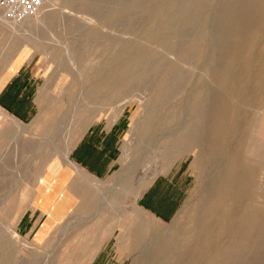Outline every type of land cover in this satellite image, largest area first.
Returning a JSON list of instances; mask_svg holds the SVG:
<instances>
[{"label":"rangeland","instance_id":"374dc122","mask_svg":"<svg viewBox=\"0 0 264 264\" xmlns=\"http://www.w3.org/2000/svg\"><path fill=\"white\" fill-rule=\"evenodd\" d=\"M99 1L107 5L96 13L98 6L102 8ZM99 1L43 0L38 12L23 22L0 21V67L3 52L16 49L9 65L0 68V84L21 64L39 75L37 116L31 123H17L26 134L10 131L7 117L0 113V264H87L113 231L126 264H155L159 259V264H174L192 248L193 264H219L247 217L257 209L264 211V147L248 153L258 136L256 127L264 122V19L244 58L222 62L219 40L226 30L220 20L229 0ZM233 1L237 18L232 30L238 31L241 0ZM221 66L224 86L217 92L215 77ZM168 77L162 109L152 116L150 101ZM225 107L230 108V129L222 131L217 122ZM122 111L127 117L122 149L120 145L116 168L107 177L96 179L69 165L67 192L68 183L60 179L51 181L48 193L46 187L39 189L37 176L45 153L62 155L66 142L73 144L89 124ZM193 124L202 127L201 145L173 153L181 142L186 148L183 140ZM179 166L185 198L172 220L161 222L130 207L155 175ZM224 177L231 181L219 186L217 181ZM249 178L245 194L241 183ZM98 182V191L87 186ZM74 190L80 197L82 191H89V196L116 195V212L98 209L97 202H92L93 208L90 202L85 207L80 203L59 221L54 203L62 204L64 194ZM243 193L245 209H238L236 201ZM37 197L48 217L34 238L24 237L16 230L17 221ZM159 229H165L167 238H159ZM206 233L211 237L208 245L202 244ZM167 240L174 242L168 251L161 248ZM263 242V234L250 236L247 264H264Z\"/></svg>","mask_w":264,"mask_h":264},{"label":"crops","instance_id":"0c3cea01","mask_svg":"<svg viewBox=\"0 0 264 264\" xmlns=\"http://www.w3.org/2000/svg\"><path fill=\"white\" fill-rule=\"evenodd\" d=\"M38 88V73L29 65L21 64L0 84V113L7 117V121L12 120L16 124L31 123L37 116ZM0 120L3 122L1 118ZM126 126L127 117L124 111L116 117L92 122L73 142L68 155L70 160L93 178L107 177L116 168L121 137ZM185 186V177L180 166L172 168L155 175L130 207L138 208L161 222H168L176 216L184 201ZM63 197L62 204H57V201L54 203L55 209L58 208L60 211L59 221L77 209L81 201L90 202L89 208H93L92 202H97L98 209L116 212V195L113 194L101 193L81 198L78 194L68 191ZM42 207V204L37 202L33 207L28 206L23 211L16 225L19 234L28 238L35 237L48 217ZM114 235L115 231L104 236L87 264H126L117 252Z\"/></svg>","mask_w":264,"mask_h":264},{"label":"bare ground","instance_id":"6f19581e","mask_svg":"<svg viewBox=\"0 0 264 264\" xmlns=\"http://www.w3.org/2000/svg\"><path fill=\"white\" fill-rule=\"evenodd\" d=\"M74 1V0H71V2ZM99 1V0H98ZM174 1V0H173ZM101 4L102 2L99 1ZM188 2V1H187ZM191 2V0H190ZM90 3V2H89ZM99 3V4H100ZM164 3V2H163ZM170 3V2H168ZM100 4V5H101ZM141 4V3H140ZM139 4V5H140ZM195 4V3H194ZM200 4V3H199ZM241 4V7H242V10H241V14L239 16V19L236 20L237 23H239V26H238V31L236 30H232L234 25H235V18H237L236 16V9H237V3L233 0H229L227 2V4L225 5V8H224V13H223V16L221 17V20H220V23L223 27V30H226V33L225 35L221 36L220 37V40H219V51H220V55H221V59H222V62H224L225 59H227L228 61V58H234L235 56H240L244 58V56L246 55V52L251 44V41L257 36L258 32H259V27H260V24L263 22V19H264V0H241L240 2ZM105 5L107 4H102V8H100L98 6V10L95 11L96 13H101L102 10H104L105 8ZM167 5V4H166ZM173 5V4H172ZM176 6V4H174ZM173 5V6H174ZM182 5V4H181ZM202 5V4H200ZM89 6V5H88ZM93 6V5H92ZM154 6V5H153ZM159 6V5H158ZM170 6V5H169ZM198 5H196L195 7H197ZM91 7V5H90ZM121 7V6H120ZM139 7V6H138ZM183 7V6H182ZM199 7V6H198ZM197 7V8H198ZM240 7V6H239ZM238 7V9H239ZM95 8V7H94ZM149 8V7H148ZM153 8V7H152ZM164 8H166V6H164ZM211 8V7H210ZM209 8V9H210ZM214 8V7H213ZM96 10V9H95ZM107 10V9H106ZM197 11V10H196ZM1 13V12H0ZM165 13V12H164ZM190 13V12H189ZM188 13V14H189ZM2 14V13H1ZM173 14V13H172ZM177 14V13H176ZM239 14V12H238ZM237 14V15H238ZM132 15V14H131ZM190 15V14H189ZM201 15V14H200ZM133 16V15H132ZM174 16V15H173ZM191 16V15H190ZM205 16V15H204ZM207 16V15H206ZM236 16V17H235ZM182 17V16H181ZM184 17V15H183ZM188 17V16H186ZM173 18V17H172ZM209 18V17H208ZM28 19V18H27ZM25 19V20H27ZM124 19V18H123ZM191 19V18H190ZM202 19H203V16H202ZM23 20V21H25ZM179 20V19H178ZM186 20V19H185ZM195 20V19H194ZM0 21H4L5 23L7 22V24H10L12 23L13 25H16L17 22H10V21H7L5 18L4 19H0ZM22 21V22H23ZM135 21V20H134ZM181 21V20H180ZM187 21V20H186ZM183 22V21H182ZM115 23V22H114ZM156 23V22H155ZM187 23V22H186ZM196 23V22H195ZM18 24H21V23H18ZM123 24V21L122 23ZM181 24V23H180ZM188 24V23H187ZM189 24H190V20H189ZM79 26V25H78ZM131 26V25H130ZM190 26V25H189ZM220 26V25H219ZM263 26V24H262ZM195 27V26H194ZM221 27V28H222ZM237 27V26H236ZM73 28V27H72ZM86 27H84L85 29ZM134 28V27H133ZM173 28V26H172ZM195 30V28H194ZM193 30V31H194ZM205 30V29H204ZM159 31V30H158ZM167 31V30H166ZM169 31V30H168ZM187 31V30H186ZM201 32V30H199ZM157 32V31H156ZM264 32V30H263ZM203 33V32H202ZM182 34V33H181ZM189 34V33H188ZM211 34V33H210ZM184 35V34H183ZM186 35V34H185ZM193 35V34H192ZM262 36V35H260ZM191 37V36H189ZM263 37V36H262ZM230 39H235L238 41L237 45L233 42L230 41ZM210 40V39H209ZM19 43H16V45H18ZM213 44V43H212ZM208 45V43H207ZM254 45V43L252 44V46ZM14 46V45H13ZM193 47V50L196 49V44H193L192 45ZM206 46V45H205ZM255 46V45H254ZM189 48V47H188ZM191 48V47H190ZM191 48V49H192ZM209 48V47H208ZM254 48V47H253ZM19 49V48H18ZM217 49V48H216ZM252 49V47H251ZM147 50V49H146ZM256 50V48H255ZM16 49L12 48L9 49L8 52H3V56H5V60H3V65L7 64L9 59H10V56L14 55ZM182 51V50H181ZM23 52V51H22ZM261 52V51H260ZM193 53V51H192ZM254 53V52H253ZM262 53V52H261ZM5 54V55H4ZM147 54V53H146ZM180 54V52H179ZM256 54V53H254ZM264 54V53H263ZM140 56V55H139ZM260 56V55H259ZM151 57V56H150ZM255 58V57H254ZM145 60V59H144ZM230 60V59H229ZM249 60V58H248ZM253 60V59H252ZM131 61V59L129 60ZM157 62V60H155ZM154 61V62H155ZM186 62V61H185ZM232 62V60L230 61ZM250 62V61H249ZM169 63V62H168ZM124 64L126 65V63L124 62ZM124 64H122L124 66ZM129 64V63H128ZM231 64V63H230ZM236 64V63H235ZM250 64V63H248ZM258 64V62H257ZM3 65L0 67L2 68ZM9 65V64H7ZM234 65V64H233ZM230 66V65H229ZM9 67V66H8ZM120 67V66H119ZM133 67V66H132ZM249 66L247 65V69ZM176 69V67H174ZM121 69V67H120ZM131 69V68H130ZM178 69V68H177ZM233 70V69H232ZM129 71V70H127ZM146 72V71H145ZM263 74V73H262ZM245 75V74H244ZM131 76V75H130ZM231 76V74H230ZM247 76V75H246ZM106 77V76H105ZM108 77V76H107ZM145 77V75H144ZM170 77V76H169ZM167 78V84L163 83L162 86L158 89V91H156L150 101V106H151V115L152 116H157L159 114V111H161L162 109V99L163 98V95H164V89L168 88V83L170 81V78ZM227 77V76H226ZM100 78H104L103 77H100ZM99 78V79H100ZM110 78V77H109ZM175 78V77H174ZM112 79V78H111ZM125 79V78H123ZM150 78H148L149 80ZM173 79V78H172ZM244 79V78H243ZM102 80V79H101ZM169 80V81H168ZM230 80V79H229ZM112 81V80H111ZM245 81V80H244ZM100 82V81H99ZM106 82V81H105ZM98 83V82H97ZM143 83V82H142ZM171 83V82H170ZM213 83V82H212ZM227 83V82H226ZM226 83H225V86H226ZM242 83V82H241ZM240 83V84H241ZM111 84V83H110ZM136 84V83H134ZM109 85V84H108ZM215 86L217 87V92L219 91V88H222L224 86V74H223V66H221L220 68H218V71H217V75L215 77ZM250 86V85H248ZM109 87V86H108ZM242 87V86H241ZM240 87V88H241ZM153 88V86H152ZM226 88V87H225ZM240 90V89H239ZM149 92V91H148ZM254 93V92H253ZM109 96V95H108ZM255 98V97H254ZM201 99V98H200ZM237 99V98H236ZM257 99V98H256ZM200 101V100H199ZM205 102V101H203ZM232 102V101H231ZM70 103V102H69ZM198 103V102H197ZM186 104V103H185ZM206 105V103H203ZM220 104V103H219ZM215 105V104H214ZM213 105V106H214ZM195 106V105H194ZM199 106V105H198ZM209 106V105H208ZM242 106V105H241ZM205 107V106H204ZM203 107V108H204ZM216 108V107H215ZM220 108V107H219ZM74 109V108H73ZM149 110V111H150ZM208 110V109H207ZM216 110V109H215ZM234 110V109H233ZM190 111V110H189ZM218 111V110H217ZM235 111V110H234ZM260 111V110H259ZM258 111V112H259ZM215 113V111H214ZM213 113V115H214ZM257 113V112H256ZM236 114V113H235ZM197 115V114H196ZM216 115V114H215ZM232 115V114H231ZM205 116V115H204ZM230 116V108L228 107H225L222 109L221 113L219 114V120L217 122V128H219L220 130L222 131H227L229 127V124H230V121H229V117ZM186 117V116H185ZM217 117V116H216ZM70 118V117H69ZM233 119H235L233 117ZM264 119V118H263ZM37 120H41V118H38ZM253 120V119H252ZM52 123L51 120H48L47 121V124L50 125ZM215 122H213L212 124H214ZM236 123V122H235ZM211 125V124H210ZM249 125V124H248ZM6 126L10 129V131L12 132H15V133H18V134H26L27 133V129L17 125L16 123L12 122V121H7V124ZM52 128V126H50ZM213 127V125H212ZM247 127V126H246ZM201 126L200 125H195L193 124L192 128H191V131H190V134L188 137H185V139L183 140L184 142L186 141L187 143V146L186 148L183 147V142H181L179 145H176L174 146V152L173 153H181V152H184V151H187L188 148H191L193 149L194 147H197L199 146V141L202 139L201 137ZM204 128V127H203ZM210 129V126L208 127ZM258 136L257 138H255V143L254 145L252 146V148L249 150V154L250 155H254L257 151H259L260 149H262L264 146H263V140H264V122L261 121L258 125ZM203 130V129H202ZM257 130V129H255ZM232 131V129H231ZM239 131V130H238ZM214 132V131H213ZM234 132V130H233ZM252 132V131H251ZM203 133V132H202ZM212 133V132H211ZM208 134V133H206ZM246 135V134H245ZM244 135V136H245ZM209 136V135H208ZM213 136V135H212ZM211 136V137H212ZM224 136V135H223ZM253 136V135H252ZM229 137V136H228ZM227 137V138H228ZM233 137V136H232ZM210 138V137H209ZM208 138V139H209ZM223 138V137H222ZM225 138V137H224ZM226 138V140H228ZM211 139V138H210ZM209 139V140H210ZM248 139V138H246ZM225 141V140H224ZM229 141V140H228ZM227 141V142H228ZM233 141V140H232ZM204 142V141H202ZM211 142V141H210ZM230 142V141H229ZM247 142V140H246ZM221 143V141H220ZM71 144L70 142H66V147L64 148V151H63V154L60 155V154H56L55 156H52L51 154L49 155L48 153H45V155L42 157V161H41V169L39 174H38V183H39V189L41 187H48V185L51 184V181L53 180H56L58 181L59 179L60 180H65L66 183H68V185L66 187H64V190L65 192H67V190H69V186H70V177H69V165H75L69 158V152H70V149H71ZM176 144V143H175ZM231 144V143H230ZM239 144V143H238ZM245 144V143H244ZM201 145V144H200ZM211 145V144H210ZM214 145V144H213ZM225 145V144H224ZM228 145V144H227ZM250 145V144H249ZM207 146V145H206ZM222 147V146H221ZM243 147V146H242ZM200 149V148H199ZM213 149V147H212ZM239 149H241L239 147ZM207 150V149H206ZM264 149H262L263 151ZM191 152V151H190ZM207 152V151H206ZM223 152V151H222ZM197 156H198V153H196ZM221 154V153H220ZM219 154V155H220ZM260 155V154H259ZM227 157V156H226ZM202 158V157H201ZM257 159V158H256ZM204 160V159H203ZM222 160V159H221ZM242 160V159H241ZM219 162V161H218ZM217 162V163H218ZM40 163V162H39ZM252 163V162H251ZM232 164V163H231ZM214 165V164H213ZM251 165V164H250ZM38 167H40L38 165ZM213 168V167H212ZM230 168V167H229ZM39 169V168H38ZM218 169V168H217ZM231 170V169H230ZM235 173V172H234ZM123 176V175H122ZM221 176V175H220ZM118 178H121V174L118 176ZM231 181V178L230 179H227V178H221L220 180L217 181V184L219 186H223L225 184L228 183V181ZM120 181V180H119ZM89 183V182H88ZM118 183V181H117ZM260 183V182H259ZM241 187L244 189V193L246 194L247 190L250 188V185H251V180L250 178L245 180V182H242L241 183ZM100 182L98 183H95L93 184V187L90 186V184H87L88 187L92 188V189H95L96 191L100 190ZM261 185V183H260ZM259 185V186H260ZM46 189H45V192H46ZM228 190V189H226ZM230 190V189H229ZM258 190H260L258 188ZM88 191V190H87ZM237 191V190H236ZM74 193H76V191H72ZM47 193H48V189H47ZM244 193L241 195V197L236 201V205H237V208L238 209H245L244 208ZM39 194V193H38ZM91 193L88 191L87 193H81V198H87V196H89ZM230 195V194H228ZM235 195V193H234ZM219 197V196H218ZM217 197V198H218ZM258 197V196H257ZM225 198V197H224ZM236 198V197H235ZM261 198V197H260ZM37 200H38V197L36 198V200L34 202H32L30 205L34 206L36 203H37ZM249 202V201H248ZM86 204H88L87 201H81V206L85 207ZM230 204V203H229ZM89 207V206H88ZM226 209V208H225ZM230 210V208H229ZM228 210V211H229ZM212 211H213V208H212ZM223 211V210H222ZM246 211V210H244ZM209 212V211H208ZM212 213V212H211ZM228 213V212H227ZM225 213V214H227ZM243 214V213H241ZM246 214V213H244ZM242 216V215H241ZM94 218V217H93ZM93 220V219H92ZM219 222V221H218ZM218 226V225H217ZM165 229H159V238L160 236L164 238H167V234L168 233H165L164 231ZM206 231L208 232L209 231V226L207 225V228H206ZM169 232V231H168ZM208 234V233H206ZM264 235V211L262 209H257L255 210L254 212H252L250 215H249V219L247 217V220L243 226V228L241 229L238 237H237V240L232 242L231 246L229 247V249L223 254V257H222V261L219 263V264H247V257H246V254L251 250V246L252 245H249V238L251 235H256L257 237H260L261 235ZM229 235V234H228ZM199 236V235H198ZM218 236H219V233H218ZM192 238V237H191ZM216 238V237H215ZM219 238V237H218ZM197 239V238H196ZM186 240V239H185ZM193 240V239H192ZM258 238L256 239V241L258 242ZM218 241V240H217ZM254 241V240H253ZM211 242V237L208 235H204L203 237V243L202 244H205V245H208L210 244ZM227 242V241H226ZM225 242V243H226ZM186 243V242H184ZM254 243V242H253ZM259 243V242H258ZM264 243V242H263ZM174 242L173 240H167V242H165L161 248H165L167 251L168 249H172V246H173ZM191 244V243H190ZM222 244V243H221ZM220 244V245H221ZM224 244V243H223ZM261 244V243H260ZM217 245V244H216ZM179 246V245H178ZM183 246V245H182ZM180 247V246H179ZM222 247V246H221ZM176 248V247H175ZM180 249V248H179ZM221 249V248H220ZM176 251V250H175ZM170 252V251H169ZM151 254V253H150ZM156 254V252H155ZM154 254V255H155ZM163 254V253H162ZM165 254V253H164ZM163 254V256H164ZM195 254H196V250L195 248H192L186 255H182L180 257L177 258L176 260V263L174 264H193V259L195 257ZM217 254V253H216ZM168 255V254H167ZM161 256V255H160ZM171 257V256H170ZM162 258V257H161ZM165 258H166V255H165ZM172 258V257H171ZM218 258V257H217ZM169 259V258H168ZM167 260V259H166ZM214 260V259H213ZM159 261L160 259L156 262L159 264ZM169 261V260H167ZM170 262V261H169ZM155 263V264H156ZM162 262H160L161 264ZM64 264V263H63ZM164 264V263H163ZM173 264V263H172ZM218 264V263H217Z\"/></svg>","mask_w":264,"mask_h":264},{"label":"built area","instance_id":"2783aa9c","mask_svg":"<svg viewBox=\"0 0 264 264\" xmlns=\"http://www.w3.org/2000/svg\"><path fill=\"white\" fill-rule=\"evenodd\" d=\"M43 0H0L3 18L10 22H21L38 12Z\"/></svg>","mask_w":264,"mask_h":264}]
</instances>
